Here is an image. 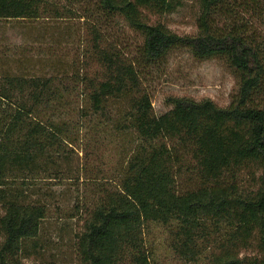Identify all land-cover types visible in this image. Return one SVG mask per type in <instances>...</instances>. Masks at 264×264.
Listing matches in <instances>:
<instances>
[{
	"label": "trees",
	"instance_id": "trees-1",
	"mask_svg": "<svg viewBox=\"0 0 264 264\" xmlns=\"http://www.w3.org/2000/svg\"><path fill=\"white\" fill-rule=\"evenodd\" d=\"M65 2L55 8L48 0H0V21H35L51 13L61 19L78 7L89 58L97 65L93 74H82L89 108L77 113L76 137L74 125L51 112L65 97L55 80H0V264H44L25 262L37 253L48 213L47 204L26 191L39 176L65 171L61 164L90 122L94 130L111 126L132 147L115 180L96 185L77 238L79 264H152L145 236L153 224L175 227L172 250L188 261L213 247L211 264H264V0H196L195 37H179L145 15L174 13L182 0ZM118 21L142 37L135 58L121 48L113 29ZM176 49L227 64L238 82L227 108L171 98L170 111L154 113L142 79ZM110 104L120 107L118 117ZM87 151L81 152L93 154ZM243 171L256 190L240 186ZM182 174L195 189L179 190ZM19 180L23 187L11 186ZM253 248L257 254L243 256Z\"/></svg>",
	"mask_w": 264,
	"mask_h": 264
},
{
	"label": "rangeland",
	"instance_id": "rangeland-1",
	"mask_svg": "<svg viewBox=\"0 0 264 264\" xmlns=\"http://www.w3.org/2000/svg\"><path fill=\"white\" fill-rule=\"evenodd\" d=\"M48 2L55 8L67 5L65 0ZM182 2L183 5L174 13L144 12L150 24H161L179 37H195L198 34L196 0ZM73 9V15H64L61 19L51 13L35 21H0V80L6 76L55 80L63 87L65 97L60 104H55V110L51 112L76 125L78 111L83 107L89 108L87 99L82 97V74H93L97 65L89 58L86 23L80 18L78 7ZM250 17L246 15V19ZM257 24L255 21L254 25ZM116 25L113 29L116 28L114 32L123 42V52L128 58H135L142 45L141 35L123 21ZM142 82L157 116L172 109L169 105L171 98H190L196 102L210 100L219 108H227L238 91L237 79L223 60L200 61L184 49L172 51L162 66L145 75ZM110 107L117 112L115 118L118 117L120 107L117 104H110ZM93 124L95 122H90L80 129L79 142L70 151L69 161L61 164L65 167L64 172L57 177L39 176L29 183L28 196L46 203L48 213L37 242V253L27 259V263L79 264L77 238L84 230L87 208L98 195L96 185L105 180H115L116 171L132 147L129 139L119 138L111 126L94 130ZM75 125L71 131L76 137ZM86 146L87 152L93 156L81 152ZM259 174L257 172L255 180ZM239 181L243 189L253 191L257 188L248 171L241 172ZM21 184L19 180L11 186L23 187ZM178 185L181 191L196 188L187 174L181 175ZM172 229L175 227L153 224L147 230L146 245L152 264H211L215 252L213 247L201 249L193 261L175 253L171 246L174 239ZM2 241L0 233V244ZM255 254V248L243 252V256Z\"/></svg>",
	"mask_w": 264,
	"mask_h": 264
}]
</instances>
